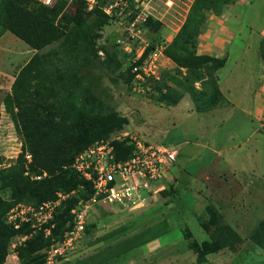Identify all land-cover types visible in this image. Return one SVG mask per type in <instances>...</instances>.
Wrapping results in <instances>:
<instances>
[{
	"label": "rangeland",
	"instance_id": "374dc122",
	"mask_svg": "<svg viewBox=\"0 0 264 264\" xmlns=\"http://www.w3.org/2000/svg\"><path fill=\"white\" fill-rule=\"evenodd\" d=\"M194 1L130 0L131 7L128 10L124 12L119 10L111 16L104 11L105 18L96 14L90 15L89 12L93 10L86 9L82 15L83 27L90 28L88 33L90 39H92V47L90 48L92 51L90 50L87 60L84 62L85 69L81 67V64H79L80 59L77 58L80 45L73 35H67L69 31L68 21H72L75 14H80L78 12L79 7L82 5L80 1L76 0L64 6L63 11L54 21V25L60 28L65 37L41 49L26 43L10 30V26L16 22L13 19L15 11L10 13L8 10H0V209L5 203L13 202L14 193L8 185L10 180L19 173L23 172L25 176L34 180H41L48 176V173L42 167L44 158L38 156L36 159L29 150L25 131L28 120L41 119L42 121L45 118L44 121L48 123H51V120L59 123V134L62 135L64 143L71 151L83 145L84 141L76 135V130L78 123L86 116V113H96L93 117V129L91 130L102 133L103 138L121 133L139 135L145 142L150 141L154 145L164 143L165 146L173 148L177 152L181 151L180 149L183 146H176L178 144L176 141L180 142L182 138L187 140L198 134L199 125L194 121L197 117L190 120L191 122L181 123L178 127L177 122L169 118L173 114L170 112L173 111L164 110L156 105L154 97H149V94L153 92L152 89L148 90L147 87L138 85L132 74V65L134 67V65L143 64L157 48H161V51L163 48L160 58V71L167 78L163 85L166 98L174 101L180 96L187 95L189 91L204 90L200 78L208 80L205 82L208 86L203 92L208 96L211 94V97L213 96L211 87L218 79V72L214 73L209 67L213 64V61L221 60L225 63L224 58L218 59L210 55H202L207 59L196 62L193 65L194 71H188L187 68L179 67L167 55L168 47L186 24ZM97 3V0H95L92 6L95 7ZM22 6L26 5L22 3ZM234 6L235 4L231 3L229 7L225 6L220 13H210L209 27L197 39L196 49H192L197 56H199L198 52L203 54V45L208 41L209 34H212L214 30L217 32L223 30L224 38L232 39L230 37L231 30H234L233 28H236L243 19L242 7L234 10ZM38 7L36 5L33 8L37 9ZM25 8L31 9L32 6H26ZM141 13L147 14V22L137 23L133 28L131 23ZM44 16L49 19L53 17L49 13ZM98 21L101 22V25L95 26ZM73 25L70 24V28ZM219 43L223 44V41H218L216 44ZM247 43L254 45V42H249V39ZM258 47L257 51H253L252 46L247 53H241L240 58H230V62L228 61L225 64V70L219 75V86L224 96L230 101H223L222 99L221 106L224 104H241L243 95L240 90L248 89L250 91L254 89L256 75L254 63L252 62H260L264 67V38ZM234 50L233 52H235ZM228 53L227 55L230 56ZM244 60L250 65L248 69H242L241 63ZM189 72H192V75ZM194 72L197 73L194 74ZM196 79L200 80L197 81ZM16 86L20 89L17 94L14 92ZM148 104H151L149 109L145 107ZM119 116L131 118V122L134 124V126L132 125L133 128L130 129L129 122V126L118 129L119 123L115 118ZM142 116H145V121L151 125L149 129L146 124L149 133H151V135L147 134L146 139H149L148 141L143 138L141 133H138V131L140 132L138 126L144 124L139 122ZM222 119L223 117L219 115L215 116L213 120L211 117L206 118L204 122L212 130V128L218 126ZM39 126L42 127V123ZM257 126L258 124L253 119L242 116L234 117L223 128L220 125L213 130L214 136L217 138L216 143L218 145L226 144L230 149H236L233 147L238 144L237 139H244L248 128L254 127L255 129ZM111 127H115L116 130L109 134L108 130L110 131ZM36 128H38V125L31 129L35 130ZM141 129L144 131L145 126H142ZM34 134L36 137L39 136V133ZM209 134L206 133L205 137L208 138ZM159 141L162 142L159 143ZM124 144L126 147L127 143ZM253 149L254 170H259L260 173L264 174V140L256 142L254 139ZM199 150L202 153L205 151L203 148ZM37 155L40 154L37 153ZM42 155L44 156V153H41ZM200 155L193 156L190 164L183 158L179 159L178 163L180 166L186 164L187 171L195 176L197 169L204 165L210 157L207 156L209 152L203 154L202 157ZM236 158L242 160L240 156ZM173 166L169 170L162 195L153 197V200L144 208L129 211L116 205L102 204L95 206L89 218V228L86 229L83 239L76 245L75 249L83 247V250L88 251L91 244L105 239L106 232L113 229L118 228L117 230L121 231V234L113 235L115 238L123 237L129 231V226L141 225L145 228L154 223L155 225L147 232L146 237H149L150 233H162L157 248H161L160 252H163V254H170L171 252L174 254L177 245L179 249L183 248V245H185L183 241L190 239L192 234L197 240L203 238L202 226L206 227L209 234L217 236L218 241L221 243L235 242L237 239L231 238L232 235L226 229L230 225L228 227L225 215H222L214 204L209 205L200 198L201 207H199L198 196H196L197 199L192 198L189 194L186 195V190L179 191L175 188L176 179L171 175ZM189 184L190 188L202 193L199 191L201 186L198 182L190 180ZM258 191L264 192V181L262 179L254 181V202L257 200L259 202L264 201L261 193L260 197L256 195ZM203 197L207 201L210 200L207 196ZM89 199L80 201L84 203ZM204 205H206L205 210L202 208ZM148 206H158L157 212L149 215L148 211H144ZM196 207L200 208V211H195ZM6 215H1L0 210V222L5 224ZM198 218L200 219L199 223L196 220ZM163 220H170L171 223H164ZM69 224L67 222L64 228L67 229ZM257 224L254 223V230L257 228ZM125 225L128 230L122 231L123 227L121 226ZM62 230L64 229L57 227L55 242L62 241L66 235V233H62ZM3 232V228H0V239H3ZM232 232L239 238L233 229ZM43 234V232L33 234L28 231L25 236H28V240L32 241ZM251 236H249L250 240ZM12 238L8 244L4 264H23L18 249H12ZM189 244V248L193 251H199L202 256L214 248V246L207 245L200 247L194 242ZM241 248L238 247L235 252ZM255 248L259 249L252 243L251 247H246L242 255L237 257V260L228 261L226 264H264L263 257H254ZM144 249L146 250L147 247ZM46 250L47 248L37 252V256L42 257ZM71 254L73 253L71 252L69 255ZM136 255H139V252ZM191 255L193 253L187 250L180 253L182 260L178 264H187L188 259L192 258L189 257ZM168 263L170 264V262L165 261V264Z\"/></svg>",
	"mask_w": 264,
	"mask_h": 264
},
{
	"label": "crops",
	"instance_id": "0c3cea01",
	"mask_svg": "<svg viewBox=\"0 0 264 264\" xmlns=\"http://www.w3.org/2000/svg\"><path fill=\"white\" fill-rule=\"evenodd\" d=\"M234 4V10L242 7L243 19L239 22L240 27H238V25L236 28H233L234 30H231L230 37L232 39L229 40L224 38L223 30H220L219 32L214 30L212 34H209L210 36L208 37V41L205 42L206 44L204 43L203 45V54L198 52L199 56L210 55L218 59L224 58V60H226V64L230 58H240L241 53H247L249 48H252V46L253 51L258 50V46L264 38V0H236ZM248 39L249 42H254V45L248 44ZM218 41H223V44H216ZM232 48L235 49V52H233ZM227 53L230 56H228ZM252 63H254L253 66L256 75L254 79V89L250 91L248 89L240 90L243 95V102L241 104H224L223 106H221V104L217 107L218 109L215 108L209 112H198L190 94L185 95L182 100L173 107H169L168 105H164L154 100L157 103L156 105H159L162 109L173 111L170 112L173 114L169 116V118H171L172 121H176V125L178 127L181 123L187 121L191 122L190 120H193L195 117L197 118H195L194 121L199 125L197 135L192 138L188 137L190 139L187 140H183L182 138L180 142L176 141L178 143L176 146H183V148L178 152L177 160L171 169V175L176 179L175 188L179 191L184 189L187 191L186 195L189 194L192 198H196V196H198V200L201 198L202 201H206L209 205L214 204L215 208L222 213V215H225V220L228 222L227 225H230V228H232L239 236L238 239L240 240V243L235 245V247L236 249H238V247H242L241 249L237 252L232 250L230 247L219 249L206 255L204 261H208L206 264H226L228 261L237 260V257L242 255L246 247H251L252 245L249 236H251V232H254V223L257 224L259 222L257 224L258 226L264 220V201L259 202L257 200L254 202V181H259L260 179L264 181V174L260 173L259 170H254V158L252 154L254 150V139L256 142L264 140V134L261 133V130L264 127V67H262L260 62L254 61ZM225 64L218 71V85L220 84L219 75H221V73L225 70ZM241 65L242 69H248L250 67L249 63H246L245 60L241 63ZM250 80L252 81V79ZM221 93L223 95V101H230L226 98V96H224L222 91ZM150 106L151 104H148L145 107H148L147 109H149ZM219 115L222 116L223 119L218 123L216 128H212L211 130L204 121L206 118L210 117L213 120L215 116ZM239 116L255 120L258 126L255 129L254 127L248 128L244 139H237L238 144L233 147L236 149H230L226 144L218 145L216 143L217 138L214 136L213 130L217 129L220 125L221 128H223L229 120ZM123 118L127 119L128 123L130 122V129H132V125L134 126V124L131 122V118L129 119L127 116H123ZM139 122L140 124L144 123L143 125L138 126L140 127L138 128L140 129V132L137 128L135 129L139 134L141 133L146 141H148L149 139H146L147 134L151 135V133H149V130L146 127L147 122L145 121V116L140 117ZM142 126H145L144 131L141 129ZM147 126L150 129L151 125L147 124ZM206 133H210L208 138L205 137ZM161 142L162 141H159V143ZM161 145L165 146L164 143ZM200 148L205 150L204 153L199 150ZM206 152H209V155L207 156L210 157L204 165L197 169L198 171L195 176L191 172L187 171L186 164L184 166H180L178 163L179 159L183 158L188 161V164H190L193 156L197 154L203 155ZM202 155L200 156L202 157ZM238 156H240L242 160L237 159L236 157ZM190 180L198 182L201 186L199 191L202 193H198L193 188H190ZM176 193L178 194V191ZM260 193L262 199H264V192L258 191L256 195L260 197ZM203 196L209 197L210 200H205ZM199 207H201L200 200ZM202 208L205 210L206 205ZM157 209L158 206H148L144 211H148L150 213L149 215H151L156 213ZM199 209L200 208L196 207L194 210L200 211ZM196 220L198 223L200 222L199 218ZM162 222L168 223L170 220H163ZM126 225L121 226L123 227L122 231L128 230ZM153 225H155V223ZM153 225L145 228L141 225H134L132 227L129 226V231L124 234L123 237L116 238L113 235L121 234V231L119 232L117 230L118 228L110 230L106 232L104 236L105 239L91 244L88 251L85 249L83 250V247H79L77 250L75 249V252L73 251V254L69 255L64 263L165 264V261H168L170 264H178V262L182 260V257L180 258V253L187 250L193 253V255L189 256L192 258L188 259L187 264H198V255L191 248H189V243L194 242L201 247L202 245L211 242L210 235L202 226V241L200 238L197 240L192 234L190 239H185V241H183L185 244L183 245V248L179 249L177 245L174 254L172 252L170 254H163V252H160L161 248H157L159 246L158 241L162 237V233L154 232L150 233L151 235L149 237H146L147 232L153 228ZM146 247L147 249L145 250L144 248ZM137 252H139V255H136ZM254 257L264 258V251L255 248Z\"/></svg>",
	"mask_w": 264,
	"mask_h": 264
},
{
	"label": "trees",
	"instance_id": "16d2710c",
	"mask_svg": "<svg viewBox=\"0 0 264 264\" xmlns=\"http://www.w3.org/2000/svg\"><path fill=\"white\" fill-rule=\"evenodd\" d=\"M75 1L76 0H59L54 6L47 7L35 0H0V10H8L10 11V13L11 11H15V17L13 19H15L16 22L10 26V30H12L26 43L35 46L38 49H41L65 37V34L61 32L60 28L54 25V21L61 14L64 6H66L70 2L72 3ZM77 1H80L82 3V5L78 9V12L80 14H75L73 16V20L68 21L69 31L67 32V35H73L74 39L80 45V48L77 51V58L80 59L79 64H81V67L85 69L86 66L84 65V62L87 60V57L90 53V48L92 47V39H90V34L88 33V30L90 28L83 27L84 21L82 15L84 11L89 8V3L88 0ZM113 1L114 0H97L98 3L95 7H93V11L89 12V14H96L105 18L106 16L104 14V8L107 4L108 6L111 5ZM125 1H127L129 7H131L130 0ZM235 1L236 0H195L186 24L181 28L173 43L168 47V57L176 62L179 67L187 68L188 71H194L195 68L193 65L196 62H201L207 59L203 56H197L196 53L192 51V49L195 48L197 39L202 34H204L209 27L210 13H220L225 6H229ZM22 3L29 7L32 6V8H25L26 6H22ZM36 5H38L39 7L37 9L33 8ZM47 13L52 14L53 17H51V19L45 17L44 15ZM70 24L74 25L70 28ZM99 25H101V22L98 21L95 26ZM224 64V61L222 62L221 60H218L217 62L213 61V64H211L209 68L214 73H216L224 66ZM191 73L192 72H189L190 75H192ZM195 73L197 72H194V74ZM163 78L164 79L162 80V82L156 83L155 86L151 88L153 92L149 94V97H154L157 102L168 105L169 107L176 106L184 96H180L174 101L166 98L163 85L165 84L164 82L167 80V78ZM200 79L202 87L204 86L203 88L204 90H206L205 88H207L208 85L205 82H207L208 80L204 78ZM200 79L196 80L198 81ZM19 85L20 84L18 82V86ZM18 86H16L14 89L15 94L20 92ZM211 89L213 92L212 97V94L209 96L205 94V92H203L204 90H192L188 92V94H190V96L192 97L196 106V110L198 112H209L220 105L223 96L218 85V79H216V81L212 84ZM95 115L96 113H86V116L83 117V119L78 123L76 135L79 136L84 142L81 147L75 148L74 151L69 150L70 148L64 143L62 135L60 136L59 123L55 122L54 120H51L52 122L48 123L47 121H44L45 118H42V121L41 119H31L27 121L28 125L25 126V131L29 143V150L36 159L38 156L44 158V160L42 161V167L43 170L48 173V176L42 178L41 180H34L25 176V174L21 172L15 178L11 179L8 187L11 188L14 193V200L11 203L4 204V206L0 209L1 215L7 214L10 210L17 206V204L24 203L39 205L46 201L56 200L58 193L72 194L73 192H76L77 195L70 197V199L58 209V213L53 220L56 230L57 227L64 229L62 230L63 234L69 232L73 228L74 224L72 210L77 207L80 200H88L93 195L91 185L85 183L82 179H80L77 172L73 169L74 161L80 153L85 151L95 142L110 138H103L102 133H97L91 130L93 129V117ZM115 120L119 123L118 129H121L123 126L128 125L127 119L121 116L115 118ZM40 123H42V127L39 126ZM37 125L38 128H36L35 130L31 129ZM115 130V127H111L110 131L108 130V132L109 134H111V132ZM34 133H39V136L36 137ZM261 133L264 134V127L261 130ZM116 148L120 159H126L131 154V149L129 147H125L124 143H118L116 145ZM37 153L40 155H37ZM41 153H44V156H41ZM47 154L49 156H46ZM82 186H85V189H82ZM67 222H69L70 224L69 227L65 229L64 227ZM5 224L4 222H0V228H3L4 231L3 239H0V264L5 263V259L7 257V248L10 239L12 237L14 238L17 236H25L28 231H31L28 226H24L21 230L18 231ZM203 227L209 234L206 227ZM55 228L52 229V236L45 237L43 234L42 236H38V239L36 238L32 241L27 240L24 245L18 249V251L20 252V259L22 260L23 264L45 263V254L42 257H39L37 256V252H40L45 248L49 249L50 246L55 243ZM88 228L89 224L87 226V230ZM226 229L232 235L231 238L237 240H233L235 242L221 243L218 241L219 238L217 236L215 237L209 234L211 237V242L204 245L210 247L214 246V248H212L203 256L202 253L194 250V252L198 255V264H203L206 255L213 253L219 249L225 247H230L232 250L236 249L235 245L240 243V240L232 232V229L230 227ZM251 242L256 247H259V249L264 251V220L252 233ZM67 257L68 256L62 258L60 260V264H65L64 261Z\"/></svg>",
	"mask_w": 264,
	"mask_h": 264
},
{
	"label": "built area",
	"instance_id": "2783aa9c",
	"mask_svg": "<svg viewBox=\"0 0 264 264\" xmlns=\"http://www.w3.org/2000/svg\"><path fill=\"white\" fill-rule=\"evenodd\" d=\"M35 1L52 7L59 0ZM88 3L89 9L92 10L95 0H88ZM128 9L127 1L114 0L104 11L111 16L119 10L124 12ZM145 22L147 14L141 13L131 24L134 28L137 23ZM162 51L161 48H157L143 64L134 67L132 65V74L138 85L150 90L156 83L162 82L164 79V73L160 71ZM118 143H127L126 147L131 149V154L126 159L119 158L116 148ZM177 157L178 152L173 148L154 145L145 142L139 135L127 133L116 134L109 139L95 142L80 153L74 161L73 169L80 179L91 185L93 195L87 202L80 201L72 210L73 228L66 233L62 241L55 242L45 251L44 264H60V260L75 249L85 235L95 206L116 205L129 211H136L148 205L153 197L163 192L169 170ZM82 189H85V186H82ZM75 195L76 192L58 193L56 200L39 205L18 204L7 213L5 223L18 231L28 226L33 234L43 232L45 237H50L51 230L55 228L53 220L58 209ZM27 240L28 236L15 237L11 242L12 249H19Z\"/></svg>",
	"mask_w": 264,
	"mask_h": 264
}]
</instances>
